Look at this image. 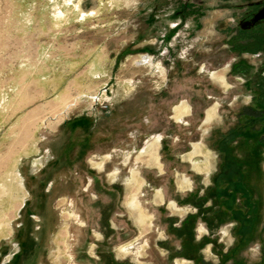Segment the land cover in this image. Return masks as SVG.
Wrapping results in <instances>:
<instances>
[{"label": "rangeland", "instance_id": "obj_1", "mask_svg": "<svg viewBox=\"0 0 264 264\" xmlns=\"http://www.w3.org/2000/svg\"><path fill=\"white\" fill-rule=\"evenodd\" d=\"M248 1L0 0V264H264V209L250 242L199 220V261L170 232L173 154L264 104Z\"/></svg>", "mask_w": 264, "mask_h": 264}, {"label": "crops", "instance_id": "obj_2", "mask_svg": "<svg viewBox=\"0 0 264 264\" xmlns=\"http://www.w3.org/2000/svg\"><path fill=\"white\" fill-rule=\"evenodd\" d=\"M256 101L255 104L246 102L236 117L229 119L225 116L229 125L225 129L220 128L213 140L203 136L189 141L185 150L173 154L186 164L185 169L176 168L174 171V177L180 180L178 189L181 186L189 191L180 201H173L177 206L176 211L187 210L185 216L181 217L180 226L170 231L183 233L180 251L191 224L186 230L176 231V228H180L188 218L194 225L195 242L198 241L195 231L199 220L208 228L232 224L235 229L240 227L246 242L253 239L254 230L250 231V228L259 224V212L264 209V112L261 111L264 104L258 99ZM214 119L215 110L207 109L203 122ZM200 178L209 182L200 190H194L193 180ZM190 208L195 211L192 212ZM203 239L207 240V244L211 242L209 236H203L199 242ZM180 251L174 257L194 262L192 253L183 255ZM223 254L220 252V255Z\"/></svg>", "mask_w": 264, "mask_h": 264}, {"label": "flooded vegetation", "instance_id": "obj_3", "mask_svg": "<svg viewBox=\"0 0 264 264\" xmlns=\"http://www.w3.org/2000/svg\"><path fill=\"white\" fill-rule=\"evenodd\" d=\"M248 7L250 9L243 14L239 26L236 29L230 28L228 30V33L237 36L238 41L231 42V37L228 38V41L231 42V47H237L246 51L259 47V50L261 51L259 56H264V18H256L259 11L264 7V2L261 0H249ZM243 65L247 68L245 72H250L252 66L247 63H243ZM258 75L259 78L264 80V64L262 65L259 74H255L254 76L257 77ZM249 78H253V76H249Z\"/></svg>", "mask_w": 264, "mask_h": 264}, {"label": "trees", "instance_id": "obj_4", "mask_svg": "<svg viewBox=\"0 0 264 264\" xmlns=\"http://www.w3.org/2000/svg\"><path fill=\"white\" fill-rule=\"evenodd\" d=\"M262 112H264V109L261 110ZM191 224V227H189L190 231L187 233V235H185V237L183 238V243H182V248H181V251L179 252L180 254H188V253H192L195 257V260L199 261L200 259H202L203 257H201L199 255V250H200V247L203 245H205L207 243V240H202L201 242H195L194 241V237H193V234H194V231L192 230L194 228V225L192 224V222L190 221V219H186L182 226L180 228H176V231H182V230H186L188 229V225ZM246 228H244L245 230ZM246 233V230L245 232ZM224 258L228 259L227 257H230V255H225L223 254ZM222 256V257H223Z\"/></svg>", "mask_w": 264, "mask_h": 264}, {"label": "water", "instance_id": "obj_5", "mask_svg": "<svg viewBox=\"0 0 264 264\" xmlns=\"http://www.w3.org/2000/svg\"><path fill=\"white\" fill-rule=\"evenodd\" d=\"M256 18L257 19L264 18V7L259 11Z\"/></svg>", "mask_w": 264, "mask_h": 264}, {"label": "bare ground", "instance_id": "obj_6", "mask_svg": "<svg viewBox=\"0 0 264 264\" xmlns=\"http://www.w3.org/2000/svg\"><path fill=\"white\" fill-rule=\"evenodd\" d=\"M135 199V198H134ZM133 201V200H132ZM138 201V200H137ZM136 201V202H137ZM135 203V202H134ZM141 211V210H140ZM141 216H144V212L143 211H141ZM143 219V218H142Z\"/></svg>", "mask_w": 264, "mask_h": 264}]
</instances>
